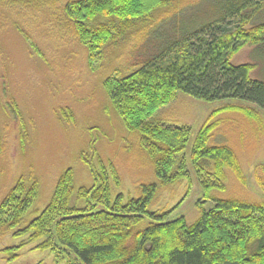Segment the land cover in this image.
I'll return each instance as SVG.
<instances>
[{"label":"trees","instance_id":"obj_1","mask_svg":"<svg viewBox=\"0 0 264 264\" xmlns=\"http://www.w3.org/2000/svg\"><path fill=\"white\" fill-rule=\"evenodd\" d=\"M172 1L71 0L63 9L80 42L94 53L116 37L125 39L126 30L147 16L148 7ZM263 2L216 0L209 19L155 35L152 46L132 52L129 74L104 81L126 128L138 134L160 184L189 176L185 161L177 164L176 154L185 148L190 127L151 119L176 92L207 102H245L264 113V81L250 76L251 63L231 62L246 43H264V19L256 18ZM178 14L181 11L161 18L155 30L159 24L171 25ZM250 20L255 21L246 29ZM209 129L198 132L191 150L205 195L192 223L183 216L169 219L168 211L149 210L158 188L155 182L141 184L136 198L123 201L121 194L112 198L109 176L118 183L116 171L100 164L98 171L91 170L93 184L76 190L83 206L71 202L73 170L67 168L43 210L23 225L38 189L36 182L19 178L0 202V230L12 232L14 238L27 235L29 242L44 239L36 249L66 251L79 264H264V202L209 195L214 187L224 188V167L238 171L230 147L207 145ZM259 182L264 191V174ZM205 199L213 206L206 209ZM21 245L5 249L9 260Z\"/></svg>","mask_w":264,"mask_h":264},{"label":"rangeland","instance_id":"obj_2","mask_svg":"<svg viewBox=\"0 0 264 264\" xmlns=\"http://www.w3.org/2000/svg\"><path fill=\"white\" fill-rule=\"evenodd\" d=\"M69 1L0 0V202L19 178L36 182L38 189L21 225L43 210L67 168L73 170L71 202L83 206L76 190L93 184L91 170L98 171L100 164L109 172L112 165L116 171L118 183L109 176L112 198L118 194L123 201L136 198L141 184L155 182L158 188L149 210L168 211L169 219L183 216L192 223L205 195L191 163V150L206 126L210 128L207 145H227L238 165V171L223 168L224 188L214 187L209 195L264 202L259 182L264 174V113L259 109L245 102H207L176 92L151 119L190 127L185 148L176 154L177 164L184 160L189 176L160 184L138 134L126 128L104 88L107 78H120L133 70L134 50L152 46L155 35L175 25L202 24L212 16L216 0L151 5L147 16L126 30L125 39L116 37L94 53L80 42L64 13ZM177 10L181 15L171 25L159 24L155 30L161 18H170ZM257 16L258 21L264 19V2ZM231 62L251 63L250 76L264 81V43H246ZM203 206L210 208L213 202L207 199ZM11 233L0 230V264H67L69 260L79 264L66 251L36 249L44 239L29 242L27 235L14 238ZM19 244L12 251L16 257L9 260L5 249Z\"/></svg>","mask_w":264,"mask_h":264}]
</instances>
